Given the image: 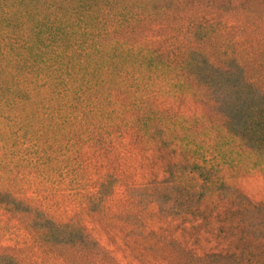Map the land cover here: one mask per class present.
<instances>
[{"label":"rangeland","instance_id":"374dc122","mask_svg":"<svg viewBox=\"0 0 264 264\" xmlns=\"http://www.w3.org/2000/svg\"><path fill=\"white\" fill-rule=\"evenodd\" d=\"M73 2L98 7L118 38L142 6L162 19L123 42L129 57L110 50L162 93L143 102L141 130L115 129L123 107L112 111L111 133L83 115L67 123L44 94L0 98V264H264V149L228 132L207 89L170 64L193 28L191 44L219 65L234 57L264 89V0ZM193 161L206 167L200 188Z\"/></svg>","mask_w":264,"mask_h":264},{"label":"trees","instance_id":"16d2710c","mask_svg":"<svg viewBox=\"0 0 264 264\" xmlns=\"http://www.w3.org/2000/svg\"><path fill=\"white\" fill-rule=\"evenodd\" d=\"M73 1L0 0V98L30 100L44 94L45 98L58 100V110L66 114L67 123L74 117L82 121L83 115L84 122L109 133L117 122L110 117L112 111L123 107V125L115 129H143V102L156 100V94L162 91L152 90L156 79L138 78L111 59L110 50L123 51L129 57L123 42L162 19L153 21L155 12L142 6L145 18L138 16L137 24L118 38L110 31L118 25L103 28L98 7L85 4L86 8H80ZM179 5L168 13L174 16ZM192 35L194 30L190 28L185 38L190 47L180 49L170 64L188 71L207 89L228 132L249 149H264V89L247 78L244 66L234 57H224L222 65L214 63L202 47L191 44ZM156 58L157 63L164 62L163 55ZM85 105L95 111L92 116L84 112ZM128 111L132 116L125 120ZM151 111L157 115V110ZM152 124L157 128L156 120ZM189 166L195 176L194 185L200 188L203 183L198 179L207 176L206 167L195 161ZM175 183L182 186L180 181Z\"/></svg>","mask_w":264,"mask_h":264}]
</instances>
